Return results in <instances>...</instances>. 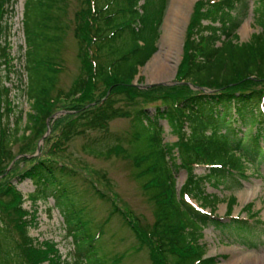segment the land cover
<instances>
[{"label": "trees", "instance_id": "obj_1", "mask_svg": "<svg viewBox=\"0 0 264 264\" xmlns=\"http://www.w3.org/2000/svg\"><path fill=\"white\" fill-rule=\"evenodd\" d=\"M15 2L0 0V264H108L99 260L98 236L89 232L84 209L66 213L69 233L76 235L78 247L71 261L63 258L55 242H39L31 236V212L24 207L23 192L12 181L15 176L31 179L36 186L30 194L34 201L47 197V186L76 193L70 184L76 170L60 160V154L74 136H88L93 130L102 135L85 144L92 153L130 158L133 153L123 142L143 146L132 158L136 176L155 205V222L143 225L133 213H123L113 198L109 200L112 214H124L132 227L138 248L150 250L151 264H217L218 256H207L201 243L205 224L227 227L243 220L227 222L218 217L220 198L207 193V184L217 185L237 173L245 175L244 161L254 160L264 141V0H257L254 8L261 30L248 41H240L237 32L243 0H198L176 83L147 88L134 79L139 67L158 49L169 0H82V8L75 13L82 70L68 91L58 88L59 75L65 69L58 58L71 28L69 2L26 0V49L18 58L26 71L27 82L23 79L22 86L33 104L25 129L17 126L10 134L5 118L12 111L11 91L5 81L15 71L8 21ZM119 100L129 107L117 106ZM139 101L156 102V116L151 118L147 107L137 108ZM60 109L68 112L54 121L41 153L31 156L47 131L48 119ZM119 116H132L145 134L136 126L131 138L116 136L118 143L110 144V121ZM160 119L178 133L177 142L169 145L163 141ZM253 126H257L255 132L244 131L243 127L252 130ZM17 143L22 146L14 154L12 145ZM174 148L179 149V157L172 155ZM18 155L21 157L12 165ZM24 163L29 166L22 167ZM202 165L208 171L197 174L196 167ZM180 168L187 170L188 179L179 197L175 173ZM94 189L106 197L96 186ZM236 203V196L227 199V217L232 216ZM248 206L251 209L252 204ZM206 208L210 213L203 211ZM80 211L81 217L77 216Z\"/></svg>", "mask_w": 264, "mask_h": 264}, {"label": "rangeland", "instance_id": "obj_2", "mask_svg": "<svg viewBox=\"0 0 264 264\" xmlns=\"http://www.w3.org/2000/svg\"><path fill=\"white\" fill-rule=\"evenodd\" d=\"M178 1L169 0L157 42L158 49L144 66L139 67V73L135 77L134 83L140 87L163 82L172 84L175 82L178 66L183 56L187 29L196 5V0L185 1L187 5L183 10V18L179 19V24L176 25L175 29H171L170 23L177 5L180 3ZM25 2L26 0H17L16 14L13 16L9 14L8 16L11 25L9 40L12 42V54L15 56L13 63L18 65V69L15 68L11 75V80L5 81L11 91L9 105L12 111L5 118L9 123L10 134L17 126L25 129L27 115L32 112L31 104H33L25 95V85L22 86L23 79L25 83L27 81L23 61L20 58L24 53L20 45L23 44L26 48L22 22ZM68 2L67 18L71 21V28L63 39L58 58L65 66L59 75L58 88L65 91L73 87L82 70L79 39L75 33V13L82 8V0H68ZM256 5L257 0H243L239 6L238 16L242 18V22L237 32L240 41H248L253 33L261 30L257 12L254 9ZM18 56H20L19 59ZM153 64H155V68H159V71L154 72L152 70ZM18 71L19 73H17ZM156 105V102L144 104L139 101L137 108L147 107L149 116L154 118ZM117 106L129 107V105H125L124 100H119ZM62 111L64 109L56 110L55 113L59 112L58 114L61 116L65 114ZM54 121L50 122L47 127V137L53 130ZM159 123L163 129L162 137L165 143L171 145L179 140L178 133L172 130L167 120L160 119ZM136 124L132 116H119L112 119L110 121V144L118 143L116 136L121 139L131 138L136 126L139 127ZM237 124L238 122L234 123V125ZM139 128L145 134V130L141 126ZM243 128L244 131L247 129V132L251 133L256 131L257 126H253L252 130L247 127ZM100 135H102L100 131L93 130L88 136H74L66 144L65 150L61 151L60 160L70 164L76 170L73 177L70 178V184L74 185L77 190L76 193L64 192L62 189L56 191L52 186H47V197L34 201L30 198V194L36 189L32 180L29 178L21 179L19 176L12 178L13 183L23 192L26 198L24 207L31 212L33 218L30 234L39 242L46 240L55 242L63 258L71 261L75 251H78V247L76 235L69 233L66 213L84 209V216H86L84 219L88 221L89 232L92 237L98 236L96 252H98L100 261L108 264H151L150 250L146 246L142 249L138 248L140 244L132 227L127 224L124 214H112L113 205L109 200L110 197L113 198L122 212L126 213L127 210L133 213L143 225L155 222V205L146 194L142 185L143 181L136 176L137 171L132 158L142 151L143 146L140 147L136 143L135 145L130 144L127 141L123 142L125 148L131 154L133 153L130 158L123 156V154L104 156L100 155L98 151L92 153L84 148L90 139ZM39 144L44 148L45 138L40 139L38 146ZM21 146V143L12 145L14 154L19 152ZM98 146L97 150H100ZM261 146L262 149L254 160L244 161L245 175L237 173L228 176L217 185L207 184V193L215 194L220 198V203L215 212L218 217L225 216L227 199L233 195L237 197V203L233 207L232 216L224 218V221H232L231 219L237 218L239 214V220L249 218L248 221H240V224L234 222V224L231 223L233 225L227 227L218 226L213 222L205 224L201 243L205 244L207 248V256H218L217 264H264V141L261 142ZM172 155L179 157V149L174 148ZM20 157L21 155H18L12 165ZM178 162L181 163L179 159ZM27 166L29 163L22 165L24 168ZM207 171L208 169L204 165L195 169L197 174H204ZM175 178L176 190L180 197L188 179L187 170L185 168L178 169ZM94 186L105 193L106 197H101L96 193ZM190 202L197 203L194 199H191ZM249 204H252L251 209ZM82 212L80 211L77 216L81 217ZM205 212H210V209L206 208ZM109 217L110 220L107 222ZM128 218L131 219V217ZM96 256L97 254L93 255L90 260H94Z\"/></svg>", "mask_w": 264, "mask_h": 264}, {"label": "bare ground", "instance_id": "obj_3", "mask_svg": "<svg viewBox=\"0 0 264 264\" xmlns=\"http://www.w3.org/2000/svg\"><path fill=\"white\" fill-rule=\"evenodd\" d=\"M185 1H187V0H179L178 2H180L179 3V5H177V9H176V11L174 12V14H173V16H172V21H171V23H170V27H171V29L173 28V29H175L176 28V25L177 24H179V19L180 18H183V16H182V14H183V10L186 8V3H185ZM23 28H24V23H23ZM174 31V30H173ZM24 32H25V30H24ZM154 66H152V70L154 71V72H157V71H159V68L157 67V68H155V64H153ZM162 67V66H161ZM160 67V68H161ZM162 69V68H161Z\"/></svg>", "mask_w": 264, "mask_h": 264}, {"label": "water", "instance_id": "obj_4", "mask_svg": "<svg viewBox=\"0 0 264 264\" xmlns=\"http://www.w3.org/2000/svg\"><path fill=\"white\" fill-rule=\"evenodd\" d=\"M56 115H57V114H55L54 117H56ZM45 136H46V134H45ZM45 136H44V137H45ZM44 137L42 138V140L44 139ZM40 149H41V147H40V145H39V147H38V151H40Z\"/></svg>", "mask_w": 264, "mask_h": 264}]
</instances>
